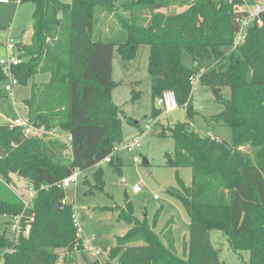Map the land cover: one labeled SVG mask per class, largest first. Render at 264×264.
<instances>
[{
	"label": "trees",
	"instance_id": "trees-1",
	"mask_svg": "<svg viewBox=\"0 0 264 264\" xmlns=\"http://www.w3.org/2000/svg\"><path fill=\"white\" fill-rule=\"evenodd\" d=\"M26 1L35 4L32 40L18 44L26 60L12 67V74L19 84H31L32 95L24 100L29 121L71 134L72 149L65 142L27 135L21 126L0 125V175L10 178L19 173L37 190L31 233L20 238L16 252L3 264H58L64 249L63 262H73L85 250L84 238L73 221V204L65 203L63 210L54 204L66 198V189L57 182L76 169L82 173L94 169L109 155L108 163L116 165L117 160L122 165L119 153H113L114 141L122 140L121 124L107 122L117 109L116 46L94 35L98 7L114 12L127 31V41L117 47L122 59L132 60L141 46L149 47L153 100L173 90L178 106L185 107L187 120L161 124L158 135L174 138L168 164L178 172L185 167L192 170L189 185L178 177L180 189L166 190L181 200L190 218L183 256L176 251L173 222L161 238L146 219L136 217L127 201L115 210L130 229L117 238L111 258L119 264H224L211 239V232L219 230L235 252L249 253L245 264H264V17L261 25L250 27L246 42L233 48L237 20L243 14L237 7L255 0H132L122 5L114 0ZM40 73L50 75L44 85L34 80ZM198 73L204 85L220 89L216 101L225 105L207 123L231 127L232 140L193 127L192 77ZM7 79L0 65L2 93ZM226 87L230 99L222 96ZM139 96L133 90V99ZM101 104L109 112L98 118L93 113ZM244 146L251 150H243ZM102 175L101 168L94 172L98 188H103ZM23 210L16 191L0 179V215ZM138 241L144 243L134 244ZM10 244L5 234L0 235V249Z\"/></svg>",
	"mask_w": 264,
	"mask_h": 264
},
{
	"label": "rangeland",
	"instance_id": "rangeland-1",
	"mask_svg": "<svg viewBox=\"0 0 264 264\" xmlns=\"http://www.w3.org/2000/svg\"><path fill=\"white\" fill-rule=\"evenodd\" d=\"M132 0H114L117 5L129 3ZM35 4L31 1L0 3V44H7L11 37L18 44L27 45L32 40V24ZM94 18V35L105 42H111L116 46L113 58V78L116 84L113 88V101L117 105L116 110L108 117L107 122L121 124L122 140L114 141L115 144L129 142L134 137H141V147L137 152L129 153L125 150L119 152L121 166L102 161L94 169L82 173L78 182L66 188L65 196L74 206L75 213L81 227L83 238L90 241L93 248H103L110 253L117 246V238L126 234L130 225L119 221L116 206L123 207L130 201L134 207L135 215L139 220H147L148 224L162 238V231L169 222H173L177 239L178 254L183 256L185 239L190 234V218L181 200L169 195L168 188L180 189L178 177L186 185L192 181V170L177 169L168 164L167 154L175 150L174 138L170 135L159 136L161 124H170L186 121V109L178 106L166 112L157 100L152 97L151 78L148 73L149 47L141 46L136 57L126 61L122 59L117 47L125 43L128 38L127 31L118 22L114 12L106 11L98 7ZM18 51V48L16 49ZM7 46L0 45V54L7 56ZM199 76L196 89L192 91L193 106L196 112L193 118V127L203 134H211L226 140L233 139V130L223 123H215L213 127L207 123L210 119L225 109L223 103L216 101L213 89L204 85ZM50 79L49 73H40L35 76L39 84H46ZM0 91V125L11 124L18 117L28 116V107L24 100L31 97V84H16L12 91H6L2 87ZM133 90L141 93L137 99H133ZM231 90L226 87L222 91L224 99L231 98ZM157 99V98H156ZM153 108L157 115L153 117ZM109 111L103 110L99 105L93 113L96 117H105ZM138 122V124H137ZM216 122V121H215ZM151 125L147 129V125ZM48 136L46 138L50 139ZM250 151L248 146L242 147ZM112 158V157H111ZM147 158L148 165L143 164ZM102 169L103 188H98L94 172ZM21 174H11L10 178L21 191L26 182ZM140 187L137 191L135 187ZM12 214L0 215V235L5 234L12 240L13 233L7 223ZM211 239L219 250V255L224 264H245L250 256L248 252H235L229 242V238L219 230L211 232ZM12 242V241H11ZM13 244L0 249L7 251V255L13 254L9 250ZM82 250L75 256L73 262L64 263L59 259L58 264H93L95 257L90 249ZM66 250H61L65 255ZM69 254L68 252L66 253Z\"/></svg>",
	"mask_w": 264,
	"mask_h": 264
},
{
	"label": "built area",
	"instance_id": "built-area-1",
	"mask_svg": "<svg viewBox=\"0 0 264 264\" xmlns=\"http://www.w3.org/2000/svg\"><path fill=\"white\" fill-rule=\"evenodd\" d=\"M17 2L18 4H21L23 0H0V3H9V2ZM237 9L242 10V15L238 18L239 27L235 34L234 41H233V48L240 47L243 45L248 37L249 29L252 26L261 25L263 23V17H264V0H255L253 3L245 1L244 4L239 5ZM7 46L9 53L7 56H4L0 54V65L3 68V71L8 74L7 82L4 85V88L6 91H12L14 86L16 84H19L17 78L14 77L12 74V67L18 66L22 64L26 59L25 57L21 56L18 51H16L18 43L15 42L14 37H11L8 41ZM199 76L195 75L192 77V84H193V90L196 89V84L198 81ZM157 103L162 106V108L168 112L176 107H178V100L177 95L175 91L173 90H167L165 91L160 97L157 98ZM13 126H21L23 128V131L27 135L32 136H39L44 139H46L48 136H50L51 140H58L60 142H65L66 146L69 150L72 149L71 141L72 136L71 134L62 135L58 130L56 129H47L45 127H37L33 125L30 121L28 116L27 117H18L16 118L12 123ZM147 129L151 128V125L146 126ZM141 147V137H134L129 142H121L118 144H115L114 147V154L119 153L121 150H125L129 153L137 152ZM111 159V155L106 157L104 161L109 162ZM82 175V172L78 169L74 170L72 174L61 180L60 182H57V185L61 188L66 189L67 187L76 184ZM0 179L6 183L10 188L16 191L19 198L22 200L24 204V210L20 214L12 215L9 220V228L11 232L13 233V246L9 250L11 253L16 251V246L19 243V240L23 236H29L33 227V222L35 220V215L33 212H31V209L34 207V200L37 196V190L29 184L26 180V182L23 184V189L25 191H21L18 189L15 184L12 182L11 179L5 178L2 175H0ZM137 191L140 190V187H135ZM63 204L68 203L67 199H63ZM73 221L75 226L78 228L79 235H82L81 233V225L78 221L77 215L74 210L73 214ZM83 236V235H82ZM84 237V236H83ZM84 246L86 249H90L92 251V254L95 257V261H97L99 264H119L116 258H111V255L108 251H106L103 248H93L90 246V241L88 239L84 238ZM7 251H0V264H3V258ZM61 260L64 259V255L61 254L60 258Z\"/></svg>",
	"mask_w": 264,
	"mask_h": 264
},
{
	"label": "water",
	"instance_id": "water-1",
	"mask_svg": "<svg viewBox=\"0 0 264 264\" xmlns=\"http://www.w3.org/2000/svg\"><path fill=\"white\" fill-rule=\"evenodd\" d=\"M137 1H139V0H137ZM214 92H215V95L217 96V95L220 93V89H215ZM137 124H138V122H137ZM143 163H144L145 165H148V164H149L148 159H147V158H144V159H143ZM54 204H55V206H56L59 210H63V209L65 208V206H64V204H63L62 202L55 201Z\"/></svg>",
	"mask_w": 264,
	"mask_h": 264
},
{
	"label": "crops",
	"instance_id": "crops-1",
	"mask_svg": "<svg viewBox=\"0 0 264 264\" xmlns=\"http://www.w3.org/2000/svg\"><path fill=\"white\" fill-rule=\"evenodd\" d=\"M31 42V41H30ZM29 42V43H30ZM28 43V44H29ZM2 46H5V44L4 43H2ZM175 226V225H174ZM174 226H173V228H174ZM175 233V232H174ZM175 237H176V235H175ZM188 241H189V237L187 236L186 237V239H185V245H184V250H185V248H186V245H187V243H188ZM144 242H141V241H138V242H134V244H143ZM176 251H177V253H178V248H177V239H176ZM183 253H184V251H183Z\"/></svg>",
	"mask_w": 264,
	"mask_h": 264
}]
</instances>
